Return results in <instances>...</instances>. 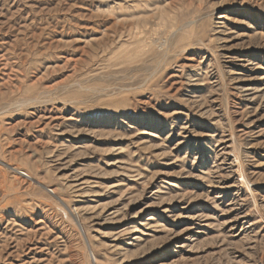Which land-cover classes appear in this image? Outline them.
I'll list each match as a JSON object with an SVG mask.
<instances>
[{"label":"rangeland","instance_id":"374dc122","mask_svg":"<svg viewBox=\"0 0 264 264\" xmlns=\"http://www.w3.org/2000/svg\"><path fill=\"white\" fill-rule=\"evenodd\" d=\"M0 264H264V0H0Z\"/></svg>","mask_w":264,"mask_h":264}]
</instances>
